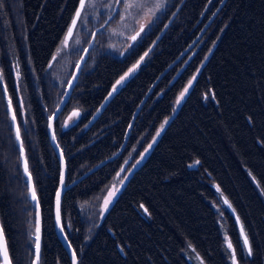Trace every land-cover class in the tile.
Instances as JSON below:
<instances>
[{
  "label": "trees",
  "instance_id": "trees-1",
  "mask_svg": "<svg viewBox=\"0 0 264 264\" xmlns=\"http://www.w3.org/2000/svg\"><path fill=\"white\" fill-rule=\"evenodd\" d=\"M79 2L0 0V75L16 110L40 207L39 264H71L54 232L60 168L47 121L74 67L63 89L52 81L48 67ZM221 2L169 0L123 56L107 50L104 31L115 17L97 34L54 125L66 184L119 150L144 95L197 38ZM93 31L84 35L85 47ZM148 51L139 70L92 121L114 84ZM82 52L73 57L74 66ZM13 65L19 66L17 86ZM73 110L80 111L79 120L62 129ZM160 132L99 221L97 204L124 162L133 152L127 174ZM27 191L0 84V225L11 264H32L34 257L35 211ZM60 215L78 264H193L191 254L203 264H232L224 237L232 244L236 264H264V0L226 1L196 46L155 85L122 154L66 191Z\"/></svg>",
  "mask_w": 264,
  "mask_h": 264
},
{
  "label": "rangeland",
  "instance_id": "rangeland-1",
  "mask_svg": "<svg viewBox=\"0 0 264 264\" xmlns=\"http://www.w3.org/2000/svg\"><path fill=\"white\" fill-rule=\"evenodd\" d=\"M168 1L169 0H139L143 7L130 9L128 12L124 11L122 4L119 5V9L115 15L114 23L104 31L108 42L107 50L112 54H115L116 56H123L134 44H136L141 39L144 33L155 22L159 14L168 4ZM90 2L93 6L86 7L81 12V18L77 21V26L73 31V36L68 39L67 46H64L63 42L65 41L68 30L53 56L55 57V59L52 58L49 64L48 70L52 81L58 87H60V89H63L62 85L67 81L70 70L74 67V64L77 60L73 57L84 50V35L91 33L98 24L103 23V21L111 15L116 4L115 0H90ZM142 28L143 31H141ZM137 33H139L138 36ZM134 36L136 37L135 40L132 39V37ZM149 52L150 51L146 52L147 55ZM147 55L144 54L142 56L143 59L140 58L138 60V64L136 63L137 65H134L135 69L133 72L128 73V75L124 77L123 80H119L121 78L120 77L118 79L120 81V84H117L116 82L114 84V87L120 88L121 86H123V84L139 70L140 66L145 62ZM13 74L15 77V85L17 86L18 74L14 65ZM19 105L22 106L20 97ZM74 112H78L79 115L74 116ZM80 115L81 113L78 110L71 111L70 114L64 119L62 123V129L65 130L75 124L79 120ZM66 124L67 126H65ZM136 150H134V153ZM133 155L134 154L132 152L131 156L128 157V159L124 162V164L116 174L111 186L107 190V193H110V198L107 201V207L104 206V198L97 204V207L95 206L99 221L106 214L118 187L122 183L127 172L128 164L131 161ZM95 207H93V209H95ZM215 210L218 211V208L215 207ZM96 212H94V214ZM224 239L225 244L228 247L229 240L228 238L226 240V237H224ZM229 250L231 251V253H233L232 248ZM188 257L191 263L201 264V260L196 255L191 254L190 256L188 255ZM231 263L233 264L232 259Z\"/></svg>",
  "mask_w": 264,
  "mask_h": 264
},
{
  "label": "water",
  "instance_id": "water-1",
  "mask_svg": "<svg viewBox=\"0 0 264 264\" xmlns=\"http://www.w3.org/2000/svg\"><path fill=\"white\" fill-rule=\"evenodd\" d=\"M227 0H222V2L220 3L219 7L215 10V12L213 13V15L210 17V19L206 22V24L204 25L203 29L200 31L199 35L197 36V38L192 42V44L183 52L181 53V55L173 62L171 63L159 76L158 78L155 80V82L152 84V86L150 87V89L147 91V93L144 95V97L142 98V100L140 101L139 105L137 106V108L135 109L133 116L131 118V121L126 129L125 135H124V139L122 142V145L120 146L119 150L111 157L107 158L106 160L102 161L101 163L97 164L96 166H94L93 168H91L90 170H88L86 173H84L83 175H81L79 178H77L76 180H74L72 183L70 184H66V165H65V161H64V156L62 154L61 149L59 148L57 141H56V137L55 139H53V136H55L54 133V125L55 122L57 120V118L60 116V114L63 112V109L65 108L72 92L73 89L78 81L80 72L82 70V67L88 57L89 52L91 51L94 42H95V38L97 36V34L101 31H103L108 24L110 23V21L115 17L118 9H119V5L115 4L114 10L111 13V15L109 17H111V19H109V17H107V19L104 21V23L97 27L90 38V41L88 43V45L84 48L81 57L79 58V60L77 61L76 65L74 66L71 76L68 79L66 86L64 88V92L63 95L60 99V102L58 104V106L55 108L54 112L48 117V121H47V134H48V138H49V142L50 145L53 149V151L56 154L57 160H58V164H59V168H60V176H59V183H58V187L57 190L55 192L54 195V200H53V222H54V232L55 235L58 239V241L60 242V244L62 245L63 249L65 250L70 263L73 264V249L72 247H69V241L65 235L64 230L61 231V228H63L62 222H61V215H60V224H57V193H60V209H61V200L63 195L65 194L66 191H68L70 188H72L73 186L77 185L78 183H80L82 180H84L86 177H88L89 175H91L92 173L96 172L98 169H100L102 166L106 165L109 162H112L114 160H116L123 152V150L126 147L130 132L133 128V125L135 123V120L139 114V112L141 111L143 105L145 104L147 98L149 97V95L151 94L152 90L154 89L155 85L161 80V78L175 65L177 64V62H179L184 55L189 52L191 49H193L196 44L198 43V41H200V39L202 38V36L204 35V33L206 32V30L209 28V26L211 25V23L214 21V19L217 17L218 13L220 12V10L222 9V7L224 6V4L226 3ZM80 8V2L78 5L77 10ZM76 10V12H77ZM76 16V13H75ZM74 16V18H75ZM73 18V19H74ZM79 66V67H77ZM1 84V88H2V92L3 89L5 87L4 82L0 83ZM114 89V88H113ZM111 90L110 93L107 95V97L104 99V101L102 102V104L100 105V107L97 109V111L95 112V114L92 117V121L96 120L99 115L101 114V112L103 111V109L106 107L107 103L109 102L110 98L113 96V94L115 92H117V88L115 87V91ZM111 94V95H110ZM4 100H5V104H6V111L8 114V118L11 124V129L13 131V136H14V140L16 143V147L19 153V162H20V167H21V171L22 174L24 176V180L27 186V194H28V200L29 202L32 204V206L34 207V211H35V228H34V235H33V240H34V245H33V261L32 264H39L40 262V251H41V241H42V220H41V213H40V207L38 204V200L37 197L35 200H33L32 195H33V191H34V186L32 183V178L29 179V172L26 174L25 173V153H24V149L23 151H21V143L22 141H17L16 140V127H17V121L14 124L12 121V114L10 112H8V95H4ZM54 113H56V115H53ZM51 123V127H49V124ZM162 132V131H161ZM161 132L159 133V135L161 134ZM159 135L156 137V139L153 141V143L151 144V146L148 148V150L146 151V153L144 154V156L141 158V160L134 165V167L126 174L125 178L123 179L122 183L120 184V186L118 187L114 198L122 191V189L124 188V186L126 185V183L128 182V180L131 178V176L133 175V173L139 168V166L142 164V162L146 159V157L148 156L149 152L151 151L153 145L155 144V142L157 141ZM28 168V166H27ZM31 177V176H30ZM63 177V183L61 182V179ZM35 192V191H34ZM36 196V194H35ZM226 207L231 211V213H233L232 209L229 207V205L226 203ZM237 221V220H236ZM240 233H241V226L240 224L237 222ZM37 228H39V253H38V259H37V250H36V235H37ZM242 236V235H241ZM243 242H244V237L242 236ZM7 249L6 246V241H5V237L3 234V230L2 227L0 225V264H3V260H4V249ZM247 249V248H246ZM8 254V251H7ZM8 261L9 264H11L9 255H8ZM76 264H78L77 262V258H76Z\"/></svg>",
  "mask_w": 264,
  "mask_h": 264
},
{
  "label": "snow or ice",
  "instance_id": "snow-or-ice-1",
  "mask_svg": "<svg viewBox=\"0 0 264 264\" xmlns=\"http://www.w3.org/2000/svg\"><path fill=\"white\" fill-rule=\"evenodd\" d=\"M115 3L118 4V5L122 4L125 12H128L130 9L143 7V5L139 2V0H115ZM0 6H2V5H0ZM91 6H93V5L91 4L90 0H80V8L77 10L76 16L72 20V24H71V26L68 29L67 36L65 38V41L63 42L64 46H67L68 39L73 36V31H74V29L77 26V21L81 18V12L83 11V9H85L86 7H91ZM109 19H111V17H109ZM141 31H143V28L141 29ZM138 35H139V33H137V36ZM132 39L135 40L136 37L134 36V37H132ZM145 55H147V53H145ZM53 59H55V57H53ZM141 59H143V57H141ZM77 67H79V66H77ZM134 69H135V66H133L132 69H129V73L133 72ZM16 71H17V74H18L17 75V79H19V66L18 65L16 66ZM125 75L127 76L128 74L126 73ZM123 79H124V77H121V80H123ZM2 82H3V76L0 75V83H2ZM117 84H120V81H117ZM113 90L114 91L116 90L115 87H114ZM3 93L6 96L8 95L7 86L4 87ZM177 103H179V101H177ZM8 112H10L12 114L11 118H12L13 123L15 124L16 123V119H17L16 110L14 108L13 101H12V98L10 96L8 97ZM53 115H56V113H54ZM73 115L74 116H78L79 113L78 112H74ZM70 119H71V117H70ZM65 126H67V124ZM49 127H51V123L49 124ZM157 135H159V133H157ZM53 139H55V136H53ZM16 140L17 141L21 140V131H20V127L18 125L16 127ZM21 151H23V144L22 143H21ZM25 173L26 174L28 173L27 162H25ZM29 179H31L30 176H29ZM61 182L63 183V177L61 179ZM32 198H33V200L36 199L34 191H33ZM225 203H228L227 200H225ZM105 207H107V202H106ZM229 207H231V205H229ZM237 222L239 223V218L238 217H237ZM57 224L58 225L60 224V193L59 192L57 193ZM61 231H63V228H61ZM241 235L244 237V247L247 248L248 255L251 256L252 255V250H251V247L249 246V241H248V238H247V236H246V234L244 232L243 227H241ZM226 240H227V237H226ZM69 247H71L70 244H69ZM228 247H229V249L232 248L231 242H228ZM36 250H37V259H38V253H39V228H37V235H36ZM3 255H4L3 264H9L8 254H7V249L6 248L4 249ZM232 260H233V264H236V256H235V252L234 251H233ZM73 264H76V254H75V252H73ZM201 264H202V262H201Z\"/></svg>",
  "mask_w": 264,
  "mask_h": 264
},
{
  "label": "bare ground",
  "instance_id": "bare-ground-1",
  "mask_svg": "<svg viewBox=\"0 0 264 264\" xmlns=\"http://www.w3.org/2000/svg\"><path fill=\"white\" fill-rule=\"evenodd\" d=\"M137 64H138V63H137ZM137 64H136V65H137ZM136 65H135V66H136ZM132 68H133V67H132ZM132 68H131V69H132ZM128 73H129V71L127 72V74H128ZM122 77H126V75H124V76H122ZM119 80H121V78H120ZM119 80H118V81H119ZM109 198H110V193L108 192V193L106 194V196L104 197V206L106 205V202L108 201ZM107 203H108V202H107Z\"/></svg>",
  "mask_w": 264,
  "mask_h": 264
},
{
  "label": "crops",
  "instance_id": "crops-1",
  "mask_svg": "<svg viewBox=\"0 0 264 264\" xmlns=\"http://www.w3.org/2000/svg\"><path fill=\"white\" fill-rule=\"evenodd\" d=\"M81 116V115H80Z\"/></svg>",
  "mask_w": 264,
  "mask_h": 264
}]
</instances>
